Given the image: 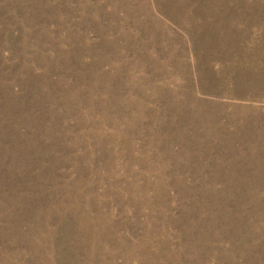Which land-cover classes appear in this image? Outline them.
Listing matches in <instances>:
<instances>
[{"label":"rangeland","instance_id":"1","mask_svg":"<svg viewBox=\"0 0 264 264\" xmlns=\"http://www.w3.org/2000/svg\"><path fill=\"white\" fill-rule=\"evenodd\" d=\"M7 2L0 95L52 120L0 264H264V0Z\"/></svg>","mask_w":264,"mask_h":264},{"label":"trees","instance_id":"2","mask_svg":"<svg viewBox=\"0 0 264 264\" xmlns=\"http://www.w3.org/2000/svg\"><path fill=\"white\" fill-rule=\"evenodd\" d=\"M1 1L0 3L10 5L7 0ZM16 13L20 19V11ZM4 15L0 13V18L2 19ZM17 33L18 31H14L13 34L16 35ZM0 73L5 74L2 70H0ZM10 80L13 81L10 77H7L5 80L6 84L4 80L2 81L5 87V93L2 96L5 98L0 95V152L2 151L5 154V158L0 160V197L15 195L26 198L33 196L35 193L30 185L37 181L35 174L37 169L41 167V164L36 161V155L44 145V138L42 136V140H38L36 134L37 131L45 134V131L50 126L49 123L52 120V116H49L48 109L41 114L38 107L40 104L37 105L33 101L30 104L23 105L21 101L23 90L19 86L13 88V82ZM14 96L17 97L12 100ZM15 100L16 102L13 106L11 103ZM49 105H51V102L43 103L44 107H49ZM11 110L12 112L9 113ZM23 116L28 121V126L26 121L22 123ZM39 120H42L41 124L38 123ZM64 125L69 128L68 132H73L71 130L74 127L72 121L65 122ZM79 139H83L80 134ZM24 140L32 142L28 143L31 146L28 145L26 147L29 151L25 150V153L18 154ZM84 140V148L80 149L91 148L93 143L89 139ZM51 207L56 208L54 204H50L49 206H44V212ZM260 224L262 226L258 229L262 230L264 228V220ZM261 237L264 238V231H261Z\"/></svg>","mask_w":264,"mask_h":264}]
</instances>
